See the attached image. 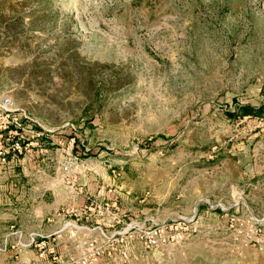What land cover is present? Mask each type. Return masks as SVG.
Instances as JSON below:
<instances>
[{"label":"rangeland","instance_id":"obj_1","mask_svg":"<svg viewBox=\"0 0 264 264\" xmlns=\"http://www.w3.org/2000/svg\"><path fill=\"white\" fill-rule=\"evenodd\" d=\"M0 97V264H264V0H0Z\"/></svg>","mask_w":264,"mask_h":264},{"label":"built area","instance_id":"obj_2","mask_svg":"<svg viewBox=\"0 0 264 264\" xmlns=\"http://www.w3.org/2000/svg\"><path fill=\"white\" fill-rule=\"evenodd\" d=\"M38 125L37 122L28 116L24 110L18 109L10 97H0V141L2 138L4 142L14 143L11 145L13 151L21 152L22 148L19 147L21 139L25 136L26 132H30L32 137L43 136L42 132H49V130L42 128V132H36L32 130V127ZM9 149L7 150V152ZM6 150L0 148V159L5 161ZM73 231H78V227L72 226ZM36 242L35 236L30 237V243L28 246L33 245ZM36 246V245H35ZM42 258L43 254H39ZM34 264H38L35 262ZM82 264L85 262L82 261Z\"/></svg>","mask_w":264,"mask_h":264},{"label":"trees","instance_id":"obj_3","mask_svg":"<svg viewBox=\"0 0 264 264\" xmlns=\"http://www.w3.org/2000/svg\"><path fill=\"white\" fill-rule=\"evenodd\" d=\"M261 110L260 108L256 109L250 106H246V107H242L240 108V113L243 115H252V114H257L259 113Z\"/></svg>","mask_w":264,"mask_h":264},{"label":"crops","instance_id":"obj_4","mask_svg":"<svg viewBox=\"0 0 264 264\" xmlns=\"http://www.w3.org/2000/svg\"><path fill=\"white\" fill-rule=\"evenodd\" d=\"M40 231H41V232H44V234H48V231H49V230H46V229H45V230H40ZM40 231H39V232H40ZM55 231H56V230H55ZM78 231H79V230H78ZM78 231H76V232H78ZM86 233H87V232H86ZM49 234H53V232H49ZM87 234H88V233H87ZM64 235H66V234H64ZM50 237H51V236H50ZM50 237L48 238V241H55V238H53V237L50 238ZM43 239H46V237L43 238Z\"/></svg>","mask_w":264,"mask_h":264}]
</instances>
